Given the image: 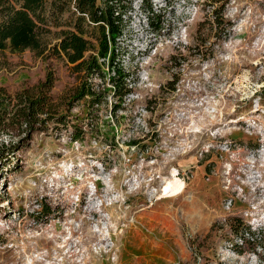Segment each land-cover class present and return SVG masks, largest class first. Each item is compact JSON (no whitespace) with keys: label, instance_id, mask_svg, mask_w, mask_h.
Here are the masks:
<instances>
[{"label":"rangeland","instance_id":"obj_1","mask_svg":"<svg viewBox=\"0 0 264 264\" xmlns=\"http://www.w3.org/2000/svg\"><path fill=\"white\" fill-rule=\"evenodd\" d=\"M129 16L115 115L109 96L93 113L73 100L79 78L48 50L0 52L9 94L55 77L45 128L0 132L16 147L0 264H264V0H132ZM173 171L184 188L164 196ZM234 217L260 238L240 242Z\"/></svg>","mask_w":264,"mask_h":264},{"label":"trees","instance_id":"obj_2","mask_svg":"<svg viewBox=\"0 0 264 264\" xmlns=\"http://www.w3.org/2000/svg\"><path fill=\"white\" fill-rule=\"evenodd\" d=\"M67 2L68 5L62 8L55 0L50 2L49 7L47 0H0V52L30 49L41 55L48 50L49 56L68 64L79 78L71 96L73 100H83L86 110L93 113L108 104L109 96L112 98L110 111L115 115L132 93L131 84L134 81L131 72L123 65L120 53L132 0ZM66 11L69 14L63 18ZM145 11L147 16L153 13L151 7ZM218 15L222 16V13L218 12ZM51 27L60 29L56 41L48 47L41 41L40 34L50 32ZM54 81V74L48 72L34 93L23 88L9 94L4 87H0V132L9 133L17 129L30 136L36 130H43L54 118L49 113ZM56 118L60 122L61 117ZM93 126L99 129L98 125H92L91 130ZM73 138L79 139L81 134L76 133ZM14 148L13 144L0 145V166L8 164ZM236 222L234 234L240 242L260 238L262 231L255 232L234 217L233 224Z\"/></svg>","mask_w":264,"mask_h":264},{"label":"bare ground","instance_id":"obj_3","mask_svg":"<svg viewBox=\"0 0 264 264\" xmlns=\"http://www.w3.org/2000/svg\"><path fill=\"white\" fill-rule=\"evenodd\" d=\"M184 188V182L179 179L175 171L172 172L170 178L166 179L163 184L162 192H164V196L166 195H174L181 192Z\"/></svg>","mask_w":264,"mask_h":264}]
</instances>
